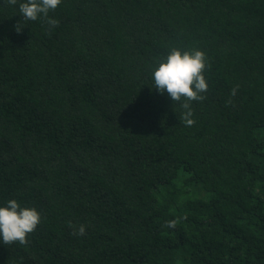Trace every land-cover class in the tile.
<instances>
[{"label":"trees","instance_id":"trees-1","mask_svg":"<svg viewBox=\"0 0 264 264\" xmlns=\"http://www.w3.org/2000/svg\"><path fill=\"white\" fill-rule=\"evenodd\" d=\"M18 4L0 0V207L41 222L0 264H264V0H61L57 27ZM173 47L207 57L191 127L151 78Z\"/></svg>","mask_w":264,"mask_h":264},{"label":"clouds","instance_id":"clouds-1","mask_svg":"<svg viewBox=\"0 0 264 264\" xmlns=\"http://www.w3.org/2000/svg\"><path fill=\"white\" fill-rule=\"evenodd\" d=\"M8 5H17L18 0H6ZM61 0H26L19 2V13L25 21H36L42 18L49 27H57L59 21L49 18V12L54 11L60 5ZM22 26L17 23L15 30L20 32ZM207 57L205 52L193 48L191 51H182L173 47L167 56L156 61L151 78L154 88L160 94L167 92L174 103H179L185 110L182 120L185 125L191 127L195 121L192 119L193 110L191 102L203 101L206 97L202 93L208 91V83L205 79ZM239 86L231 90V96L237 94ZM226 103H233L229 99ZM41 222V216L35 208H22L16 200L7 201L6 207H0V239L4 245L19 242L27 245L29 234L33 233ZM176 220L167 221L166 228H175ZM73 235H85V226L73 227Z\"/></svg>","mask_w":264,"mask_h":264}]
</instances>
